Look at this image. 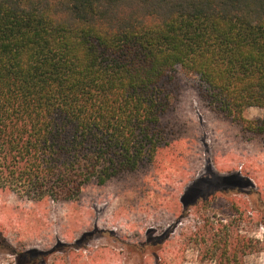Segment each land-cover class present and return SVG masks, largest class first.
<instances>
[{
    "label": "trees",
    "instance_id": "obj_1",
    "mask_svg": "<svg viewBox=\"0 0 264 264\" xmlns=\"http://www.w3.org/2000/svg\"><path fill=\"white\" fill-rule=\"evenodd\" d=\"M183 77L264 136L245 117L264 109V0H0V188L72 200L153 162ZM201 240L216 264L261 244L228 226Z\"/></svg>",
    "mask_w": 264,
    "mask_h": 264
},
{
    "label": "rangeland",
    "instance_id": "obj_2",
    "mask_svg": "<svg viewBox=\"0 0 264 264\" xmlns=\"http://www.w3.org/2000/svg\"><path fill=\"white\" fill-rule=\"evenodd\" d=\"M179 90L153 162L72 200L0 188V264H216L202 259L201 238L225 226L259 239L244 261L264 264V136L208 108L188 78Z\"/></svg>",
    "mask_w": 264,
    "mask_h": 264
}]
</instances>
